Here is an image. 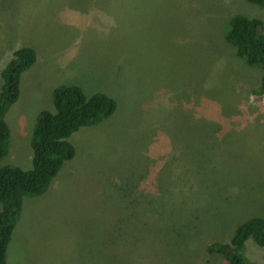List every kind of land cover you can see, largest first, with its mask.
<instances>
[{
  "label": "rangeland",
  "instance_id": "obj_1",
  "mask_svg": "<svg viewBox=\"0 0 264 264\" xmlns=\"http://www.w3.org/2000/svg\"><path fill=\"white\" fill-rule=\"evenodd\" d=\"M237 14L264 24L246 0H0V90L15 51H37L0 166L33 168V125L58 84L118 101L73 136L77 155L48 189L25 196L7 264H224L208 245L264 218L263 68L225 36ZM244 253L264 264L252 238Z\"/></svg>",
  "mask_w": 264,
  "mask_h": 264
},
{
  "label": "trees",
  "instance_id": "obj_2",
  "mask_svg": "<svg viewBox=\"0 0 264 264\" xmlns=\"http://www.w3.org/2000/svg\"><path fill=\"white\" fill-rule=\"evenodd\" d=\"M264 8V0H246ZM225 29L227 40L236 54L252 66L263 68L257 92L264 93V31L263 20L258 16L237 14L231 17ZM37 61V51L32 46L18 48L2 70L0 90V161L9 152L11 128L7 113L19 99L21 78ZM54 111L44 109L36 117L31 136L33 168L14 165L0 166V264H7V254L15 226L27 195H41L50 186L63 164L77 155L71 140L83 127L101 123L118 108V101L104 92L87 96L78 84H58L52 91ZM169 121L177 113L173 108ZM168 120V119H167ZM165 120V121H167ZM164 121V122H165ZM168 121V122H169ZM167 122V125H168ZM165 128V127H164ZM195 220L199 215L194 216ZM204 225V219L201 226ZM199 229V228H198ZM198 229H188L197 236ZM252 238L264 246V218L252 217L236 227L230 242L218 240L208 245L210 253L224 257V264H257L244 253L245 242Z\"/></svg>",
  "mask_w": 264,
  "mask_h": 264
}]
</instances>
